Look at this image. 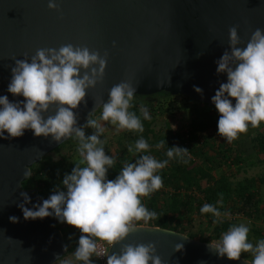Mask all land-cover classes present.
Listing matches in <instances>:
<instances>
[{"label": "water", "instance_id": "1", "mask_svg": "<svg viewBox=\"0 0 264 264\" xmlns=\"http://www.w3.org/2000/svg\"><path fill=\"white\" fill-rule=\"evenodd\" d=\"M55 2L58 8L52 9L49 0H0V96L14 103L25 101L22 95L8 91L15 59H25V53L31 62L38 49H59L66 44L87 46L101 56L107 52L103 79L86 90L87 105L82 102L73 110L80 127L109 101L110 89L122 81L130 82L135 94L167 91L215 106L212 97L221 83H227V73L217 72L216 61L225 50L231 51L229 29L238 26L242 41L238 47L242 48L257 28L264 30V0ZM84 71L81 69V75ZM230 99L235 105V99ZM55 114V105L43 113L45 119ZM8 135L5 130L0 136V264H53L68 251L57 226L60 219L54 214L25 219L18 205L24 203L21 192L31 198L25 204L30 209L35 210V205L47 199L24 188L23 182L30 178L34 164L71 137L58 142L51 135L37 137L31 129H26L23 136L4 138ZM11 216L18 221H11ZM135 226L137 229L124 241L109 247L108 255L119 253L123 244L154 242L156 254L165 264H251L242 255L240 260L220 257L209 250L210 242L177 230ZM178 243L184 245L182 250L175 249Z\"/></svg>", "mask_w": 264, "mask_h": 264}, {"label": "clouds", "instance_id": "2", "mask_svg": "<svg viewBox=\"0 0 264 264\" xmlns=\"http://www.w3.org/2000/svg\"><path fill=\"white\" fill-rule=\"evenodd\" d=\"M49 7L56 9L58 5L55 0H49ZM229 34L231 51L225 50L216 61L217 72L227 73V83H221L212 101L221 114L218 135L231 143L240 134H246L249 125L258 128L264 122V30L257 28L243 48L238 47L242 43L238 26H232ZM24 55L25 59H15L16 66L12 68L8 91L26 99L14 103L7 96H0V105L3 106L0 108V136H4L6 130L9 135L4 138L20 137L26 129H31L37 137L47 138L51 135L53 140L59 142L62 138L75 136L79 141L78 160L62 181L66 191L52 194L42 205H35V210L25 206L31 202V198L27 192H21L24 203L18 207L22 209L24 218L43 219L54 214L61 222L79 229L82 234L74 256L84 264H93V254L96 257L107 256V264H165L156 254L154 242L123 244L119 253L108 255L99 248L96 240L113 247L137 229L135 221L142 220L147 224L155 219L157 213L149 211L141 198H150L153 192L163 187V180L156 173L167 167L169 160L179 158L187 163L184 157L189 149L169 147L166 152L168 159L163 161L151 155H142L135 163L125 162L114 180L107 179L108 170L113 168L115 160L106 154L104 141L100 139L105 129L99 120L90 118V115L83 127L77 126L78 114L73 110L79 108L82 102L87 105L86 90L103 79L108 53L101 56L99 51H92L87 46L66 44L59 49H38L31 62L27 59V53ZM81 69L85 70L82 75ZM195 90L202 92L199 87ZM135 93L136 88L127 81L113 86L109 101L103 103L99 119L110 122L120 130L142 133L144 126L140 117L129 111ZM230 98L235 99V105ZM53 105L56 106V114L45 119L43 113ZM140 113L144 120L152 119L143 104ZM87 127L95 129V133L86 136L84 128ZM164 145L165 141L161 140L155 147L161 149ZM149 150L150 145L143 137L135 142L134 148L131 145L128 147V152L133 155ZM25 175L28 176L29 171ZM218 203H222V200ZM200 211L212 213L216 217L214 222H221L222 213L215 206L204 204ZM10 220L17 222L18 218L11 216ZM249 231L244 224L233 225L219 241H211L208 248L220 257L226 255L229 260H240L242 253H252L254 259L251 264H264V240L254 247L248 242ZM183 247L182 243H178L175 249L179 251Z\"/></svg>", "mask_w": 264, "mask_h": 264}, {"label": "trees", "instance_id": "3", "mask_svg": "<svg viewBox=\"0 0 264 264\" xmlns=\"http://www.w3.org/2000/svg\"><path fill=\"white\" fill-rule=\"evenodd\" d=\"M142 104L148 109L151 120L143 119L140 113ZM132 105L129 111L140 117L144 131L140 133L117 128L119 134L113 137L117 138V144L112 148L111 140L104 144L106 154L115 160L113 168L108 170L107 179L114 180L125 162L135 163L142 155H151L163 161L168 159L166 152L169 147L189 149L188 155L184 157L187 163L179 158L169 160L167 167L156 173L161 176L163 187L153 192L150 198H141L144 206L149 211L156 212L157 217L147 224L135 221V225L160 226L211 242L221 239L222 234L231 226H237L240 215L248 220L255 216L264 219V197L258 186L264 184V175L245 176L241 180L235 178L236 173L245 170L246 166L264 163V122L258 128L249 125L246 134H240L229 143L226 138L218 135L221 114L213 105L187 95H172L167 91L152 95L135 94ZM177 114H183L187 121L183 119L180 124L172 123L170 118L177 117ZM91 118H94V114ZM160 119H163V124L158 131L154 126ZM141 137L149 143L150 150L131 155L128 147H134ZM161 140L165 141V145L157 149L155 145ZM77 148H74L75 152L61 155L57 160L49 155L45 156L31 167V176L23 182V187L35 190L47 199L58 191H66L62 181L75 167L78 160ZM221 200L222 203H218ZM204 204H211L222 213L220 223L214 222L216 217L212 213L200 211ZM224 213L228 215H223ZM196 220L201 222L197 230ZM63 223L60 220L57 226L64 234L69 251L70 241L65 234L69 228L62 229ZM205 223L209 230L202 231L200 227ZM248 228V242H252V234L258 242L264 240V226L252 224ZM241 255L250 259L249 253Z\"/></svg>", "mask_w": 264, "mask_h": 264}, {"label": "rangeland", "instance_id": "4", "mask_svg": "<svg viewBox=\"0 0 264 264\" xmlns=\"http://www.w3.org/2000/svg\"><path fill=\"white\" fill-rule=\"evenodd\" d=\"M93 114H94V118L93 119L99 120V123L105 129L104 133L100 136V139L102 141H104V144H106V142L109 143V140H111L112 142H111L110 145H112V146H110V145L109 146L111 148L114 147V144L115 145L117 144V138L113 139V137L115 135L119 134V131L117 129L118 127L117 126H113L108 121H103V120L99 119L101 114H102V107H100ZM170 119L172 120L171 121L172 123L175 122L176 124H180V122H182L183 119L187 121V119H185L183 117V114H177V117H172ZM162 124H163V119L158 120V122L154 126L155 129L159 131L161 129V125ZM84 131H85V135L86 136H90V135L94 134L96 130L91 128V127H87V128H84ZM76 146L77 147L79 146V141H78L77 138L74 137L72 140H69V142H67L65 145L55 149L54 151L50 152L46 156L49 155L52 159L57 160V159L60 158L61 155L75 152L74 148ZM131 155H132V153H131ZM261 175H264V163L263 164H258V165H255V166H246L245 170H241V171H238L236 173L235 178L237 180H241L245 176H256V177H258V176H261ZM258 186H259L260 194L264 197V184H259ZM140 222H142V220ZM200 223L201 222L196 220V222H195V230H197V227L200 225ZM240 224H244L247 227H250L252 224L257 225V226H260V225L264 226V219H261V218H258V217L255 216L251 220H248L246 217H244V216L241 217V215H240V217L238 218V221H237V226H239ZM61 227H62V229L63 228H69L65 232V234H66V236L68 237V239L70 241V250L66 253V255L64 257H62L61 259L57 260L53 264H65V262H69V264H84L83 261H77L75 259V256H74L75 249L78 246L79 237H80V235L82 233L80 232L79 229L75 228L74 226H71V225L67 224V222H64ZM200 228H202L201 229L202 231L203 230H209L206 223L202 224ZM252 235H253L252 238H251L252 242H250V243H252L253 246L255 247L258 244V239L254 238V234H252ZM219 240H220V238L217 239L216 241H219ZM75 241H76V243H75ZM249 254H250V257H249L250 259L249 260H252L254 256H253L252 253H249ZM91 259H92L93 263L98 262V259L95 256V254H93Z\"/></svg>", "mask_w": 264, "mask_h": 264}, {"label": "built area", "instance_id": "5", "mask_svg": "<svg viewBox=\"0 0 264 264\" xmlns=\"http://www.w3.org/2000/svg\"><path fill=\"white\" fill-rule=\"evenodd\" d=\"M96 243L98 244L99 248L103 250L105 253L109 252L110 245L107 242L97 240ZM99 264H105L107 256L97 257Z\"/></svg>", "mask_w": 264, "mask_h": 264}]
</instances>
